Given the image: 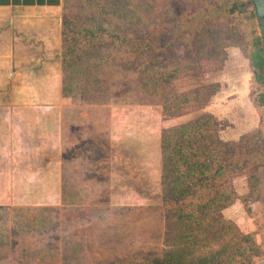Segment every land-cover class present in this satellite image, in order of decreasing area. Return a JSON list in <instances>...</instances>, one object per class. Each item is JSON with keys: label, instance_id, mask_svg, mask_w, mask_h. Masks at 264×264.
Masks as SVG:
<instances>
[{"label": "rangeland", "instance_id": "374dc122", "mask_svg": "<svg viewBox=\"0 0 264 264\" xmlns=\"http://www.w3.org/2000/svg\"><path fill=\"white\" fill-rule=\"evenodd\" d=\"M105 1L0 10V264H264L256 156L230 171L234 203L210 214L223 221L194 240L177 233L162 186L164 130L209 115L215 138L240 143L257 125L264 136V84L247 58L261 32L252 1L231 21L205 15L215 0H127L141 10L137 38L155 48L101 40L103 88L65 75L62 31L65 17L86 23ZM219 93L230 94L217 103Z\"/></svg>", "mask_w": 264, "mask_h": 264}, {"label": "trees", "instance_id": "16d2710c", "mask_svg": "<svg viewBox=\"0 0 264 264\" xmlns=\"http://www.w3.org/2000/svg\"><path fill=\"white\" fill-rule=\"evenodd\" d=\"M131 2L105 1L99 10H93L87 14V19L91 20L86 23H77L72 19L66 20L65 17L62 31L65 75L77 77L81 74L84 76L80 80H84L87 84L90 79L94 87L102 85L105 82L103 67L108 59L103 56V49L99 48L101 40L107 41L110 46L120 45L134 50V54L155 48L152 40L140 41L137 38L141 10L135 2ZM246 6L240 0H215L214 4H207L204 12L205 15L216 13L235 21L248 11ZM252 16L256 17L255 10H252ZM183 28V21H180L176 29ZM247 58L256 82L264 84V42L261 32L257 38H254L252 47L247 49ZM87 61L95 63L92 66L88 65L84 70L83 67ZM125 62L129 61L125 60ZM69 82L72 83V81ZM69 82L66 80L68 87L72 85ZM104 85L105 83L102 85L103 88ZM93 86L88 85L86 89ZM68 91L64 92L66 96L73 94L71 88ZM260 99L262 104L259 106L264 108V94ZM203 119L206 120L205 123H202ZM216 125L215 118L208 115L205 118H198L190 125L163 132V202L166 209L173 215L172 221L182 238H189L190 233L186 236V232H191L194 240L200 235V229H207L205 228L207 220L212 228L217 222L223 221L218 220L212 223L210 214L213 212L221 215L223 210L234 203V198L231 196L233 189L229 183L232 175L230 171L246 164L241 162L244 155L250 152L248 156L250 154L256 156L255 159L262 165L261 167H264V136L259 129L244 137L240 143H235L223 141L219 136L216 138L211 136L209 131L212 126L216 128ZM200 132H208V134L203 133L204 135L199 136ZM176 135L179 136L176 137ZM169 150L171 152L167 155ZM230 225L235 228L233 224ZM193 240H191L193 245L198 242ZM249 251L254 252V249L250 248ZM176 261L171 258L166 261V264H175Z\"/></svg>", "mask_w": 264, "mask_h": 264}, {"label": "crops", "instance_id": "0c3cea01", "mask_svg": "<svg viewBox=\"0 0 264 264\" xmlns=\"http://www.w3.org/2000/svg\"><path fill=\"white\" fill-rule=\"evenodd\" d=\"M63 5V0H0V10H25V11H41V10H47V11H53L56 9H59L60 6ZM240 83L242 81L247 80V76H240L239 77ZM246 82V81H245ZM244 84V83H243ZM247 84V82H246ZM230 93H219L216 97V102L220 103L223 101L222 95H229ZM217 106L215 105V108ZM214 116L217 118L216 114L214 113ZM259 129V126L253 127L250 131L247 133H244V135L252 133ZM242 137V134L240 135ZM239 137V138H240ZM238 139H227V141H233L236 142ZM222 139V138H221ZM226 141V140H224ZM7 158V154H4ZM9 160V158H8Z\"/></svg>", "mask_w": 264, "mask_h": 264}, {"label": "water", "instance_id": "95a60500", "mask_svg": "<svg viewBox=\"0 0 264 264\" xmlns=\"http://www.w3.org/2000/svg\"><path fill=\"white\" fill-rule=\"evenodd\" d=\"M254 6L255 14L260 26L264 42V0H251Z\"/></svg>", "mask_w": 264, "mask_h": 264}]
</instances>
